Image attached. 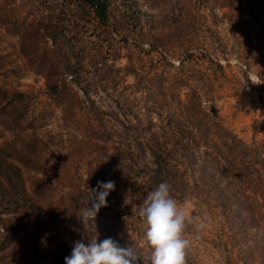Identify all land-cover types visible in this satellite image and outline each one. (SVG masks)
I'll use <instances>...</instances> for the list:
<instances>
[{"label": "rangeland", "instance_id": "374dc122", "mask_svg": "<svg viewBox=\"0 0 264 264\" xmlns=\"http://www.w3.org/2000/svg\"><path fill=\"white\" fill-rule=\"evenodd\" d=\"M76 5L82 0H0V165L19 166L18 184L40 206L14 209L0 197V264H44L55 254L70 228L47 227L45 211L70 191L96 187L106 169L97 166L110 152L107 133L122 128L125 113L143 119L150 112L156 128L184 110L195 90L200 106L210 100L239 137L264 140V0H110L105 23L65 15ZM49 19L58 24L57 44L44 29ZM92 57L117 82L110 93L90 89L98 107L66 69L68 60L85 64L80 74L92 88ZM47 76L67 87L51 93ZM130 144L136 163L153 165ZM6 171L1 166L2 180L11 166ZM180 207L191 219V208ZM13 220L18 229L7 231Z\"/></svg>", "mask_w": 264, "mask_h": 264}, {"label": "trees", "instance_id": "16d2710c", "mask_svg": "<svg viewBox=\"0 0 264 264\" xmlns=\"http://www.w3.org/2000/svg\"><path fill=\"white\" fill-rule=\"evenodd\" d=\"M82 3L83 6L69 7L65 15L81 18L92 14L102 23L107 21L110 0ZM49 24L44 27L46 35L57 44L53 33L58 24L50 19ZM91 60L96 70L92 88L91 78L80 74L85 64L68 60L66 69L91 105L98 107L89 96L90 89L110 93L117 88V82L114 76L101 73L104 65L98 57ZM45 84L51 93H57L68 83L64 78L47 76ZM209 102L205 101L207 107L200 106V95L192 90L184 110L175 116L168 114L165 123L156 128L150 112L143 119L137 113L132 118L124 112L122 128L107 133L111 140L107 164L97 166L98 171L106 169L93 180L95 186L97 182L115 181V190L107 198L108 206L100 210L95 221H80L81 210L88 205L90 189L94 187L70 191L61 197L59 208L45 211L47 227L69 226L70 230L58 238L57 251L44 264H64L76 241L95 238H111L121 247H131L140 264H151L152 250L144 239L147 226L138 212L148 193L162 182L170 185L171 196L179 206L186 204L191 208L192 218H188L184 231L190 241L185 264H264V140L246 141L239 137L218 118ZM119 107L123 108L121 104ZM158 116L164 118L161 112ZM100 125L103 127L104 123ZM121 134L125 138L118 140ZM130 140L150 154L152 166L136 163ZM1 166L5 172L11 166V171L5 173V180L0 178V197L7 198L14 209L40 208L18 184L22 181L19 166L10 162ZM122 193H127L130 200L124 199ZM19 224L13 220L11 229H6L16 230ZM69 241L73 244L69 245Z\"/></svg>", "mask_w": 264, "mask_h": 264}, {"label": "clouds", "instance_id": "9594fccd", "mask_svg": "<svg viewBox=\"0 0 264 264\" xmlns=\"http://www.w3.org/2000/svg\"><path fill=\"white\" fill-rule=\"evenodd\" d=\"M115 181L97 182L90 189L88 205L81 210L80 221H95L102 208L108 206L107 198L115 190ZM139 217L146 224L144 239L150 247L151 264H185L186 250L190 241L184 231L188 217L171 196L170 185L160 183L148 193L139 206ZM203 225H201L202 227ZM64 264H140L139 257L131 247H121L117 241L98 238L76 241Z\"/></svg>", "mask_w": 264, "mask_h": 264}]
</instances>
